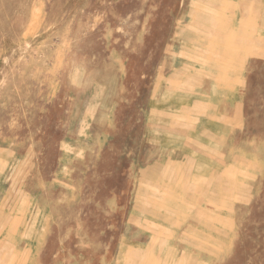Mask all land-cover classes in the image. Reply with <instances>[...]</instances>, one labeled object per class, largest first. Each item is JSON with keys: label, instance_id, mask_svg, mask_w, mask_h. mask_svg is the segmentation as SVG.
<instances>
[{"label": "rangeland", "instance_id": "1", "mask_svg": "<svg viewBox=\"0 0 264 264\" xmlns=\"http://www.w3.org/2000/svg\"><path fill=\"white\" fill-rule=\"evenodd\" d=\"M0 264H264V0H0Z\"/></svg>", "mask_w": 264, "mask_h": 264}]
</instances>
